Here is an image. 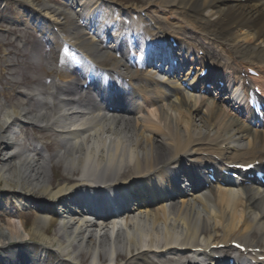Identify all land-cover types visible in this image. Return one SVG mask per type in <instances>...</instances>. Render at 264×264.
Returning <instances> with one entry per match:
<instances>
[{"label":"bare ground","instance_id":"bare-ground-1","mask_svg":"<svg viewBox=\"0 0 264 264\" xmlns=\"http://www.w3.org/2000/svg\"><path fill=\"white\" fill-rule=\"evenodd\" d=\"M14 1L18 14L14 20L5 18L6 22H42L40 39L33 43L31 54L46 66L51 81L36 84L27 79L28 83L0 87V203L8 220L0 221V263L44 264L39 255H30V249L37 245L42 256L52 251L63 264H117L114 258L120 254L127 262L119 264H142L138 253H149L146 246L173 250L177 256H202L213 264L224 259L215 260L210 255L228 253L231 247L227 243L233 238L250 242L258 213L250 207L242 219V209L247 202L245 194L257 195L259 190L243 185L242 189L234 188L231 183L227 189L210 186L199 195L189 190L180 194L183 191L176 176L193 170L183 169L186 160L203 162L216 155L229 164L252 159L264 148V124L260 129L236 123V116L222 102L224 95L202 98L179 85L165 91L150 67L149 71H138L137 66L122 62L115 49L122 51L125 42L110 40L104 29L106 16L105 21L93 20V14H86L81 6L84 2L91 11L94 2L102 0H65L63 4ZM105 1L118 10L150 16L154 32L176 31L178 49L193 55L197 65H223L234 79L241 78L245 87L256 84L250 70L264 80V0H142L132 7ZM142 29L141 38L147 41L148 25ZM90 32L98 33L97 38L93 35L90 39ZM45 46L50 49L43 54ZM195 47L204 49L206 55L190 53ZM76 50L88 53L101 65L112 63L114 74H129L133 82L144 85L148 99L130 108L128 114H109L98 102L78 97L79 87L73 80L96 66L87 58L76 64L75 59L81 57ZM5 64L7 69L13 66L8 59ZM16 85L23 90L11 99L7 91ZM20 122L52 132L59 128L54 154H46L39 144L26 150L13 143L10 129ZM56 165L63 166L65 175L58 183L53 180ZM128 171L132 173L125 176ZM136 176L145 180L161 177L160 187L150 182L151 191H137L142 204L138 209L133 207L121 217L109 216L96 223L84 217L83 209L74 210L86 201L98 203V198L89 197L91 184L111 188ZM260 195L256 209H264V191ZM13 198L22 201H11ZM216 203H225L224 213L214 208ZM25 204L38 208L31 227L17 209ZM241 225L242 235L236 232ZM257 230L263 232L264 239V222ZM218 241L225 244L221 250L212 246ZM172 243L177 248L168 247ZM19 252L23 255L16 257ZM184 259L179 257L173 264Z\"/></svg>","mask_w":264,"mask_h":264},{"label":"rangeland","instance_id":"rangeland-1","mask_svg":"<svg viewBox=\"0 0 264 264\" xmlns=\"http://www.w3.org/2000/svg\"><path fill=\"white\" fill-rule=\"evenodd\" d=\"M7 7H2L0 6V29L1 28H11L12 32L14 33L13 37V33H0V87L4 88L10 85V83H18V82H22L25 81L28 83L27 79L29 80L30 83H38L40 84V82L42 83H48L50 82L51 78L48 76V71L46 66L44 65H40V63L42 62L41 60H37L34 55L31 54V50H33V43H35L36 41H38V39H40L41 34H37L36 36L30 37L29 40V45L27 46V49L25 51L21 50L22 48H20L19 42L16 40V36L19 33V27L15 26V23H12L10 21L5 20V18H14L18 12L16 9V2L14 0H7ZM37 1H45V0H37ZM52 3L56 4V3H60L63 4L65 2V0H50ZM112 2L118 3V4H127L130 5V7H132L135 4L140 5V2L142 0H110ZM132 5V6H131ZM14 20V19H12ZM29 28V29H28ZM36 30L34 23L30 22L28 23V25L26 26V30ZM21 34V33H20ZM23 37V36H22ZM90 39L91 38H95L92 35L88 36ZM23 40V39H22ZM24 41V40H23ZM50 49V46H45L42 48L43 50V54L48 53ZM6 59L10 60L12 63H20L22 62V64L20 66H13L12 68H8L6 67L5 61ZM108 64H110L109 62H107ZM44 68L46 71H44ZM19 90H21V88L19 87V85H16L15 87L8 89L7 91V95L9 96V98H14L15 97V93L19 92ZM1 91V90H0ZM6 92V91H5ZM3 94V92H1ZM0 98L2 99L3 96H0ZM8 101V100H7ZM29 134L31 135V139L33 136L37 137L38 139H36V141H40L42 139H45V143H46V148H44L46 154L48 155H52L54 154L55 151V146H56V136L55 135H50L49 133H45L42 132V134H39L38 131H36V129H29L28 130ZM49 135V136H48ZM39 144V143H37ZM53 175L54 177V181H56V183H58L57 181L65 176L64 175V169L62 165H56L55 168H53ZM131 171H128L125 176H128L129 174H131ZM60 177V178H59ZM59 178V179H57ZM1 206V204H0ZM1 209V208H0ZM4 214L3 210H0V215ZM37 215V211L34 209H30L28 214H24L22 215V219H26V224L28 227H31L32 224L35 221V217ZM1 218V217H0ZM0 221H2V223H7V217L5 218H1ZM37 249V245H35L34 247L31 248V250L33 251V254H35ZM55 258L57 259L53 254L50 253V257L47 261H43L45 264H58L56 263V260L51 261V258ZM49 261V263H48Z\"/></svg>","mask_w":264,"mask_h":264}]
</instances>
